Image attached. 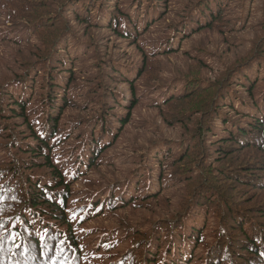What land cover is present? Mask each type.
I'll return each mask as SVG.
<instances>
[{
    "label": "trees",
    "instance_id": "1",
    "mask_svg": "<svg viewBox=\"0 0 264 264\" xmlns=\"http://www.w3.org/2000/svg\"><path fill=\"white\" fill-rule=\"evenodd\" d=\"M110 1L0 0V51L17 47L16 55L21 51L24 58L20 77L0 78V264H264V79L260 85L245 75L257 56L264 61V17L255 52L240 63L243 69L230 71L231 80L244 78L243 93L227 87L234 96L230 103L223 102L228 94L223 81L203 84L207 70L198 46L178 54L191 60L179 69L171 62L178 50L168 38L160 53L155 48L150 54L141 51L140 65L129 70L135 79L119 74L130 88L129 113L109 123L105 118L114 111L105 107L121 100L99 81L98 91L87 92L85 98H96L91 106H102L101 120H91L92 108L86 109L91 116L74 114L81 109L72 83L80 73L74 72V60L81 49L73 55L68 49L61 53L74 62L63 73L69 75L67 81L60 82L57 70L66 66L59 59V45L73 31L66 7L72 5L74 17L84 24L98 2L97 25L106 23L119 37L127 31L125 20L138 22L131 11L140 0H114L109 6ZM212 1L201 0L168 28L176 38L222 31L227 25L220 23L221 9ZM145 2L150 7H144L142 21L148 28V16L160 10V22L165 8L161 0ZM162 3L168 6L169 0ZM109 8L113 10L107 19L104 11ZM163 60L168 62L165 71ZM103 75L110 77L107 66ZM141 83L151 95L165 91L156 107L167 110L161 115L164 123L188 128L178 141L151 146L155 155L146 161L148 168L158 165L154 193L145 185L152 178L149 171L126 178L102 173V162L118 137L114 124L129 122L133 102H142ZM228 109L236 118H229ZM139 174L132 186V176ZM171 187L178 197L177 212L160 223L163 219L154 218L173 206L161 192ZM126 209H149L148 229L139 231V222L121 216ZM105 213L119 219L116 228L90 226ZM199 215L211 218L213 225L200 224Z\"/></svg>",
    "mask_w": 264,
    "mask_h": 264
},
{
    "label": "rangeland",
    "instance_id": "2",
    "mask_svg": "<svg viewBox=\"0 0 264 264\" xmlns=\"http://www.w3.org/2000/svg\"><path fill=\"white\" fill-rule=\"evenodd\" d=\"M162 1L160 5H164L165 8L162 14L163 18L160 22L157 21L158 12L160 11L158 10L154 17L148 16L150 26L144 28V22L142 21L144 7H150V5L145 0H140L137 3L140 6L133 8L131 11L132 17L138 15L139 20L134 25L133 22H130V19L125 20L122 26H126L127 31L122 37L114 35L107 28L106 23L97 25L96 6L98 2L95 4V10L91 12V17L84 20V24L74 17L72 5L69 9L67 7L65 8V17L71 24L73 31L71 34L65 35L62 44L59 45L60 52L58 56L60 57L59 59L64 60L66 66L58 69L57 73L59 78H63L60 82L67 81L69 75L63 73L74 62V72L76 74L82 72V75L79 77V73L72 82L76 86V89L73 91L75 104L78 106L77 109L81 107L74 114L91 116L92 113H86V109L92 108L94 114L91 116V120H101L102 106H91L96 98L90 99L89 101L85 98L87 92L98 91L97 82L99 81L103 90L108 91L109 95L113 93L114 96L121 100L114 107L111 102L105 107L111 108L114 111V115L109 113L105 121L112 123L115 116H126L129 113L127 108L130 104L127 101L131 99H129L131 97L129 94L130 88L120 80L121 75L119 76V74L127 77L126 79H135V72L129 73V70L136 69L140 65L141 51L150 54L155 48L156 53H160V45L166 42L168 38L173 43V47L178 50L176 55L184 52L191 53V50L195 46H198L201 64L207 70V73L204 75L203 84L215 83V81L220 80L223 81L224 91L227 92V87H234L237 94L243 93L241 83L244 78L241 77L231 80L230 71L243 69L240 63L250 58L251 53L255 52L254 47L256 46V42L262 35V24L260 21L264 17V0H213L212 3L219 5L221 9L219 17L220 23L226 24L227 27L223 28L220 32L212 30L209 32L200 31L194 35L190 33L189 35L191 36L187 38H185L187 35L176 38L178 35L173 34V29H169L168 25L183 19L187 11H190L201 0H169L168 6L162 3ZM59 4L61 6L60 2ZM113 5L114 0H111L109 6ZM112 10L113 8H109L108 11H104L107 19L112 15ZM153 19L155 21L151 22ZM33 41L35 42L34 39ZM79 48L81 51L77 54L74 62L67 55L61 54L68 49L67 51L73 55L74 51L79 50ZM84 48H89V50L85 51ZM16 49L17 47L12 48L10 51L5 47L4 50L0 51V78L5 76L13 79L22 75L21 73L24 69L21 64L24 58L21 59V51L19 52L20 55H16ZM9 51L8 58H5ZM13 55L15 57L12 60ZM80 60L84 62L82 63ZM190 61L184 55L171 57V62L179 69H184ZM163 65V71H165L168 68V62L163 60ZM263 65L264 61L260 56H257V63L253 65L251 70L245 72L246 77H249L251 81L256 80L260 85H263ZM106 66L108 67L110 77L103 75V70L104 68L106 69ZM113 68L117 70L113 71ZM170 75L167 77L169 82L171 79ZM9 81H6V84ZM77 87L81 89H77ZM63 90L64 92L66 91V86H64ZM138 92L142 95L139 98L142 99V102H138L137 98L133 102V106L130 105L132 108L129 114V122L121 127L118 123L114 124V127L119 129L118 137L112 146V150L108 154V158L102 162L106 169V172L102 171V173L120 178L124 176L126 178L129 176L128 173L138 174L139 172L149 171L152 178L149 182L145 180V185L149 187L151 193H154L157 183V177H155L154 172L157 170L156 167L158 165L149 166L148 168L146 161L147 156L155 155L154 151L156 149L151 150V146L163 140L178 141L184 136L185 130H188V128L185 124L172 123L168 125L163 122L161 115L165 110L156 107L162 104L164 100V90H154L153 92L155 94L151 95L150 92L144 91L141 83L138 87ZM227 93L226 98L223 100L226 104L227 102L225 101L230 103V99L234 97L231 92L228 91ZM159 94H161V97L156 101V97ZM138 103L140 104L137 105ZM219 104L222 105V100ZM134 107L135 109H133ZM224 111L228 113L229 118H236L232 109L231 111L229 109ZM216 127L220 131V122L216 123ZM140 155H144V158H141ZM153 167L155 168L151 171ZM140 175L142 174L132 176L134 177L131 180L132 186L139 177H142ZM161 193L164 198H169L168 203L173 204V206L160 211L162 217L154 218L163 219L161 222L159 221L163 223L162 221L177 212L178 197L174 187L163 190ZM163 206L162 204L160 207ZM118 211L120 212V210ZM120 215L125 217L126 220L129 219L132 222H139L137 224L139 231L148 229L149 209L148 211L142 212H137L135 209H126ZM143 219H147L148 222H142ZM198 221L200 224L205 222V226L208 224L213 225L211 218L205 220V217L202 215L198 216ZM118 222L119 219L117 217L109 216L108 213H105L93 219L90 222V226L102 227L107 230L116 228ZM205 229L204 231L206 232ZM160 239L163 240L161 243L167 244L163 237ZM121 246L123 248L125 247L124 242L121 243ZM200 252V249L195 252L193 256L194 261L198 260V254Z\"/></svg>",
    "mask_w": 264,
    "mask_h": 264
}]
</instances>
